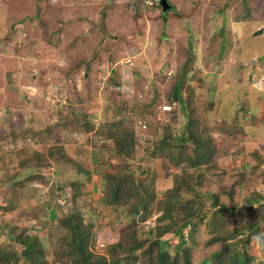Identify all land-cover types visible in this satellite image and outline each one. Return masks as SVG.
<instances>
[{"label": "rangeland", "instance_id": "obj_1", "mask_svg": "<svg viewBox=\"0 0 264 264\" xmlns=\"http://www.w3.org/2000/svg\"><path fill=\"white\" fill-rule=\"evenodd\" d=\"M240 1L168 0L173 7L165 10L159 0H0V248L14 245L20 229L29 227L43 232L46 264H73L56 260L54 248L66 230L58 215L55 220L48 218L57 208L56 203L53 207L57 186L83 180V172L67 161L66 154L83 164L77 152L88 148L99 153L90 157L94 162L89 161V166L106 162V169L120 171L123 156L112 150L107 135L126 127L135 132L136 162L147 168V153L166 125L175 134L186 126L181 104L172 98L180 81L183 95L189 88L194 92L190 106L209 126L218 147L212 166L203 173L204 191L219 193V201L228 208L239 206L236 211H219L206 204L205 216L195 220L194 241L188 239L191 257L198 262L238 238L245 242L246 224L258 218L263 207L257 201L247 209V199L264 198V0H250L249 17H243ZM188 57L192 63L185 75ZM211 84H216L212 105L207 96ZM55 144L69 151L64 152L67 163L59 165V152L49 155ZM35 149L48 156L37 154L32 163L21 165V159L32 157ZM45 158L43 170L49 176L34 180L40 184H27L43 186L30 195L34 203L28 200V191L15 204V191L8 201L2 199L4 187L9 193L12 188H28L14 186L12 180L27 176ZM149 159L153 165L148 176L137 177L146 185L154 179L158 200L171 188L175 175L184 174L185 161L166 166L169 161L160 152L154 156L149 152ZM182 195L185 200L192 196L185 189ZM94 200L102 210L86 218L94 222L98 246L109 244L134 218L123 210L116 221L113 206L103 210L100 195ZM43 216L51 221L45 220L42 229L38 222ZM151 216L137 225L139 238L151 239L150 226L156 225ZM193 226L184 228L185 238ZM236 226L245 235L209 243L216 234ZM176 241L174 237L171 251ZM53 243L59 244L53 247ZM246 246L257 255L254 264H264L258 238ZM22 248L17 244L19 252Z\"/></svg>", "mask_w": 264, "mask_h": 264}, {"label": "trees", "instance_id": "obj_2", "mask_svg": "<svg viewBox=\"0 0 264 264\" xmlns=\"http://www.w3.org/2000/svg\"><path fill=\"white\" fill-rule=\"evenodd\" d=\"M240 4L245 12L243 17H249L251 13L250 0H241ZM170 7H173L171 2ZM191 58L188 57L184 63L185 75L190 69ZM183 84L182 81L175 84L172 98L178 100L181 104L180 109L187 117L186 126L175 134L169 131L170 124L166 125V130L161 132L154 141L153 147L147 153L146 158L148 160L145 161V163H148L147 168H142L135 160L136 137L132 129L124 127L123 132H110L107 135L110 141L109 146L113 147L112 150H115L119 157L123 156V162L118 163L120 171L110 169L105 171L102 176V185L96 186V190L99 191L103 200V210L104 207L109 205L114 207L116 221H120L123 210L126 211V215L134 218L132 224L121 227L117 233L118 237L114 238L109 244L104 243L103 246L98 248L96 241L98 235L94 231L92 232L94 222H89L86 218V216H89L90 210L95 215H98L102 210L97 208L92 198L94 185L89 177L90 171L66 154L63 146L57 144L50 146L49 155L52 156L54 151L59 152L57 159L59 165L67 163L64 161L67 155L69 157L67 161H71L79 171L83 172V180L80 177L70 180L65 185L60 183L57 186V191L54 190L53 207L55 209L56 203V207L60 211L56 208L53 214L58 215V223L66 230L61 236L58 248H54L57 261L64 263L68 261L73 264H254L257 255H255V252H249V248L246 246L254 237L258 238L261 249L264 251V198L256 196L248 198L249 204L245 207L251 209L257 201H261L263 207L260 209L258 218H254L246 224L249 232L244 243L242 238H238L231 244H225L222 249L212 253L210 257H205L198 262H195L191 257L192 246L188 239L190 236L194 241L195 220L198 218L197 216H205L203 211L207 205L211 203L212 206L219 207V211H236L239 206L235 205L228 208L226 203L219 201V193L210 188L204 191L207 177L203 173L206 168L212 166L218 147L215 137L211 132L209 133V126L201 123L194 107L190 106L194 101L192 97L194 92L189 88L187 89L189 93L183 95L181 92ZM209 92L212 94V89ZM223 130L233 134L229 128H223ZM193 146L194 148L191 150ZM109 151L107 149V152ZM35 152L39 157H42L39 150H35ZM64 152L66 155H64ZM149 152L153 156L160 152V155L168 159L169 163H165V165L169 167L172 164H174L173 166H179L185 161L184 174L175 175L171 188L166 190L164 196L158 200V190L153 182L154 179L149 185H146L143 179L137 177V175H142L145 178L148 176V168L153 165L150 161L151 158L149 159ZM45 160L46 158L44 160L39 159L40 162L39 164L36 162V167H45L42 163ZM26 163H32V159L26 158L20 161L21 165ZM33 167L35 168V166ZM115 169H117V166ZM151 174H153V170ZM10 178H13V176H10ZM43 179H45V172L36 168L35 170L31 169V172L21 179L16 181L13 179L12 184L14 186L19 184L24 187L34 182V180ZM27 187L25 190L12 188L13 191H10V193L7 187H4L5 197L3 196L2 199L5 198L8 201V198L11 199L10 194L15 191L17 193L15 194L17 197L15 204L20 198H24L25 191L30 190V186ZM183 189L188 190L192 195L187 200L182 195ZM223 190L227 191L225 188ZM233 191V188H231L229 192L233 194ZM81 195H87L90 201L82 202L79 199ZM156 201L160 203L155 206ZM83 210L85 211L83 212ZM60 213H62L61 216H59ZM156 213H158L157 216ZM36 214L37 212L32 211V215ZM151 215L156 222V225L150 226L149 229V238L151 239L139 238L137 225L145 223ZM212 216L213 214L209 215L210 223L213 221ZM40 220L38 224L43 229L46 217L43 216ZM191 226L193 227L187 233L188 238H185L183 230L185 227ZM2 227L4 229V226ZM13 229L16 231V228ZM13 229H11V232H15ZM242 234L245 235L243 229L236 226L224 230L222 234H216L215 237L209 240V243L227 241ZM42 235L43 232L42 234L36 233L29 227L21 228L14 238L17 244L23 246L22 250L19 252L16 249V243L6 248H0V264H46L48 251L44 246L45 241L42 240ZM174 237H177V241L174 247L175 250L171 251L169 247ZM51 245L56 246L54 243Z\"/></svg>", "mask_w": 264, "mask_h": 264}, {"label": "crops", "instance_id": "obj_3", "mask_svg": "<svg viewBox=\"0 0 264 264\" xmlns=\"http://www.w3.org/2000/svg\"><path fill=\"white\" fill-rule=\"evenodd\" d=\"M85 2H88V1H85ZM209 87V88H208ZM207 87V96H208V102L212 105V104H214L215 103V93H216V84H211V85H209ZM212 89V94L209 92L210 90ZM210 94V95H209ZM209 104V105H210ZM38 148V147H37ZM64 149H65V146H64ZM36 150V149H35ZM38 150V149H37ZM26 151V148L23 150V151H21V152H25ZM65 151H68V150H66L65 149ZM81 151V150H80ZM77 152L78 153V155L79 156H81L82 158L81 159H83V160H85L84 162L83 161H81V163H83L82 165L85 167V168H87L89 171H90V173H89V177H90V179H91V181H92V183H93V185H94V187H93V195H92V198H93V201H94V203H95V200H94V197L97 199V198H99V195H100V193H99V191L98 190H96L97 189V187L96 186H101L102 185V181H103V174H104V172L105 171H107L108 169H106L109 165L105 162V163H95V164H91V166H89L88 165V162L89 161H92V160H90V157H95V155L96 154H99V153H97V152H92L91 150H89L88 148L87 149H85V151H87V152ZM41 153H43L42 151H40ZM68 153H69V151H68ZM37 154H36V152L34 151V154H33V156L32 157H29L28 155H25L21 160L23 161V160H25L26 158H31L32 160H33V158H35V157H37L36 156ZM43 155L45 156H48L47 155V153L46 152H44L43 153ZM75 156H77V154H74V156L73 157H75ZM49 158V157H48ZM47 159V158H46ZM92 162H94V161H92ZM105 166H104V165ZM35 166V168L34 167H32L33 169L32 170H35L36 168L37 169H39V170H43V168L42 167H36V165H34ZM44 171V170H43ZM93 171V172H92ZM48 173H45V175H47ZM48 176H49V174H48ZM41 182V181H40ZM30 185V184H29ZM30 187H32V185L30 186ZM40 189H38V188H30V190L28 191L29 193H28V196H29V201L30 202H32V203H34L35 202V200H33L32 198H31V194H34L35 195V192H38ZM96 194H98V196H96ZM25 195H27V194H25ZM81 198H80V200L83 202V201H90V199L87 197V195H81L80 196ZM35 198V197H34ZM90 214L91 215H94L95 216V214H93L92 213V210H90ZM89 214V215H90ZM49 215H50V217L51 218H53L54 220H55V218H56V216L54 215V214H51V213H49L48 214V218H49ZM48 218H46V221L49 223V220H48ZM51 221V220H50Z\"/></svg>", "mask_w": 264, "mask_h": 264}, {"label": "water", "instance_id": "obj_4", "mask_svg": "<svg viewBox=\"0 0 264 264\" xmlns=\"http://www.w3.org/2000/svg\"><path fill=\"white\" fill-rule=\"evenodd\" d=\"M161 6L166 10V8H168V6H170L168 0H159Z\"/></svg>", "mask_w": 264, "mask_h": 264}, {"label": "clouds", "instance_id": "obj_5", "mask_svg": "<svg viewBox=\"0 0 264 264\" xmlns=\"http://www.w3.org/2000/svg\"><path fill=\"white\" fill-rule=\"evenodd\" d=\"M108 163H111V162H108ZM34 184H40L41 182L40 181H35V182H33ZM33 186V185H32ZM34 188H38V189H41L43 186L41 185V188L40 187H38V186H33ZM53 212H55L54 210L51 212V214H53ZM54 215H56V213H54ZM57 218V217H56ZM55 218V219H56ZM101 242V241H100ZM101 247V245H99L98 246V248H100Z\"/></svg>", "mask_w": 264, "mask_h": 264}, {"label": "built area", "instance_id": "obj_6", "mask_svg": "<svg viewBox=\"0 0 264 264\" xmlns=\"http://www.w3.org/2000/svg\"><path fill=\"white\" fill-rule=\"evenodd\" d=\"M143 122V121H142ZM141 138V137H140ZM100 243V242H99ZM104 243H101L100 245L103 246Z\"/></svg>", "mask_w": 264, "mask_h": 264}]
</instances>
